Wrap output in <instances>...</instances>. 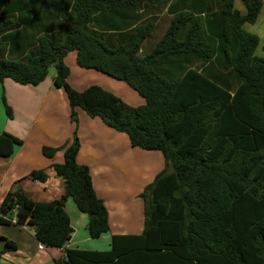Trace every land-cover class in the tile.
Instances as JSON below:
<instances>
[{
    "label": "trees",
    "instance_id": "trees-1",
    "mask_svg": "<svg viewBox=\"0 0 264 264\" xmlns=\"http://www.w3.org/2000/svg\"><path fill=\"white\" fill-rule=\"evenodd\" d=\"M169 1L75 0L60 38H39L22 60H5L0 47L2 82L37 86L54 66L53 84L67 93L76 122L71 143L42 150L48 158L64 151V163L52 166L64 184L61 197L36 202L17 190L0 206V225L31 227L42 245L65 249L57 264H264V54H256L259 36L244 29L257 22L264 0H241L246 14L235 8V0H218L226 25L219 35L223 44L209 37L202 17L186 11L174 15L144 57L139 52L153 23L140 25L133 40L114 46L89 30L98 12L134 11L146 3ZM70 52H76L81 68L126 83L145 104L133 107L97 85L74 89L65 63ZM193 62L204 70L188 68ZM164 66L177 71L170 76L160 69ZM4 104L12 118L6 100ZM76 108L125 133L133 147L159 151L165 159V168L140 195L142 233L112 236L107 251L67 248L73 233L65 210L68 199L88 216L91 239L110 231L108 209L95 191L90 169L77 162L81 143ZM22 144L4 132L0 156H11ZM28 177L48 180L45 170ZM11 250L16 244L5 239L0 259Z\"/></svg>",
    "mask_w": 264,
    "mask_h": 264
},
{
    "label": "crops",
    "instance_id": "crops-1",
    "mask_svg": "<svg viewBox=\"0 0 264 264\" xmlns=\"http://www.w3.org/2000/svg\"><path fill=\"white\" fill-rule=\"evenodd\" d=\"M74 4L75 0H3L0 4V47L3 58L22 60L37 46L39 38H60L68 28L65 16L73 12ZM241 4L243 7L238 10L246 14V8ZM181 11L202 17L211 34L209 37L216 39L217 44H223L224 39L219 35L226 25L218 0H170L163 5L146 3L134 11L117 8L98 12L96 20L88 27L104 35L105 43L114 46L133 40L135 30L140 25L153 23L154 29L139 52V56L144 57L152 52L174 15ZM262 13L264 5L259 17ZM160 22L163 24L160 25ZM260 26V32L253 31L260 38L259 46L262 42L264 44V24L261 22ZM158 30L159 36L146 49V44ZM76 57V52H70L65 58V63L71 69L68 82L74 89L84 91L98 85L133 107L145 104V99L129 85L97 73L94 69L81 68ZM187 66L199 72L204 70L196 62ZM160 69L170 76L177 71V68L166 71L165 66ZM55 75L52 79L47 77L37 86L19 85L10 79L0 81V135L7 132L23 141L11 156H0V206L10 192L17 190L36 202H50L62 195L63 181L56 179L52 166L64 163V151L59 150L54 157L48 158L42 150L44 146L59 148L71 143L76 126L71 120L67 93L53 84ZM4 100L12 110V118L8 117ZM76 111L81 143L77 162L90 169L95 191L108 209L110 231L99 239H91L87 229L88 216L77 208L72 199H68L65 210L70 216L73 233L67 248L107 251L111 247L112 236L142 233L144 201L139 197L146 185L152 183L156 174L164 169L165 159L159 151L133 147L125 133L108 127L99 118L89 117L83 109L76 108ZM34 170H45L47 182L31 180L28 176ZM124 207L131 210V216ZM5 239L15 243L16 250L5 252L0 264H57V260L65 257V249L42 245L31 227L0 225V250L5 247Z\"/></svg>",
    "mask_w": 264,
    "mask_h": 264
},
{
    "label": "rangeland",
    "instance_id": "rangeland-1",
    "mask_svg": "<svg viewBox=\"0 0 264 264\" xmlns=\"http://www.w3.org/2000/svg\"><path fill=\"white\" fill-rule=\"evenodd\" d=\"M241 1V0H240ZM239 0H235V8H237V9H239V10H241L242 9V4H241V2H240ZM163 22V21H162ZM162 22H160V25H162L163 23ZM262 22V24H264V13H262V15H261V17H259V20H258V22H257V24H254V25H251V24H247L246 26H245V29L247 30V31H249V32H252L253 33V31L254 32H260V31H258L259 30V28L258 27H261L260 26V23ZM159 30H160V28H159ZM159 30L158 31H156L154 34H153V36L150 38V41L146 44V49H148V48H150V44L159 36ZM262 34V33H261ZM119 41H121V40H119ZM118 45V44H117ZM264 44H263V42H262V45H260L258 48H257V50H256V54L257 55H259V56H261V55H263V52H262V46H263ZM148 47V48H147ZM83 69H86V68H83ZM71 70V69H70ZM93 71H95L96 72V70H93ZM97 73H100V74H102V75H104V76H107V75H105V74H103V73H101V72H97ZM56 74V68L54 67V66H51L50 68H49V74H48V79H52V77L54 76ZM108 77H110V76H108ZM75 78H78V76H76ZM111 79V78H110ZM69 83V82H68ZM126 85V84H125ZM93 86V85H92ZM98 86V85H97ZM131 88V87H130ZM132 89V88H131ZM133 90V89H132ZM3 113L6 115V112H4L3 111ZM86 113V112H85ZM74 124H75V126H76V122H73ZM78 124H79V120H78ZM76 129V128H75ZM165 168V167H164ZM55 172V171H54ZM159 173H157L156 174V176L158 175ZM55 175H56V173H55ZM56 177V179H58V177L57 176H55ZM156 178V177H155ZM154 178V179H155ZM60 181H61V179H59ZM147 186V185H146ZM145 189V188H144ZM144 191V190H143ZM140 199H142V197L140 196L139 197ZM142 201V200H141ZM133 207L135 208V205H133ZM120 208H117V210H119ZM124 210L125 211H127L128 212V214H129V216H131V210H128V208L127 207H124Z\"/></svg>",
    "mask_w": 264,
    "mask_h": 264
},
{
    "label": "built area",
    "instance_id": "built-area-1",
    "mask_svg": "<svg viewBox=\"0 0 264 264\" xmlns=\"http://www.w3.org/2000/svg\"><path fill=\"white\" fill-rule=\"evenodd\" d=\"M16 214V213H15ZM15 222V219L13 220Z\"/></svg>",
    "mask_w": 264,
    "mask_h": 264
}]
</instances>
